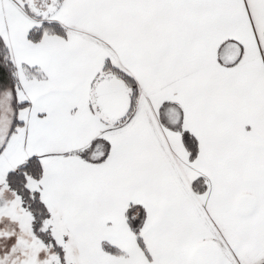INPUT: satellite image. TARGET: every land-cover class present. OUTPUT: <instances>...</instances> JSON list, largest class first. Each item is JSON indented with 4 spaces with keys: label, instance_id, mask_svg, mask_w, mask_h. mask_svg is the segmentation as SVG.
<instances>
[{
    "label": "snow or ice",
    "instance_id": "6c2138e0",
    "mask_svg": "<svg viewBox=\"0 0 264 264\" xmlns=\"http://www.w3.org/2000/svg\"><path fill=\"white\" fill-rule=\"evenodd\" d=\"M0 264H264V0H0Z\"/></svg>",
    "mask_w": 264,
    "mask_h": 264
}]
</instances>
